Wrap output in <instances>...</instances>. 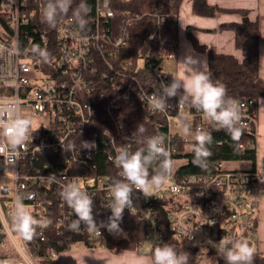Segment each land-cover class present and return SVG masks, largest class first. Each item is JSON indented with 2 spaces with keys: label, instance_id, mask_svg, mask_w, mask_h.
I'll list each match as a JSON object with an SVG mask.
<instances>
[{
  "label": "built area",
  "instance_id": "built-area-1",
  "mask_svg": "<svg viewBox=\"0 0 264 264\" xmlns=\"http://www.w3.org/2000/svg\"><path fill=\"white\" fill-rule=\"evenodd\" d=\"M79 1L73 0L71 13L49 27L41 14L45 0H0V45L19 48L18 55L0 58V112L7 116L11 106L19 105L22 115L36 120L32 128L37 129L32 141L16 151L2 147L6 140L0 135V213L5 218L0 219V264H57L66 245L81 241L93 248L113 237L106 229H101L102 236L83 226L79 232L69 231L76 216L59 193L67 181L77 182L94 198L97 223L107 221L103 215L111 211L103 205L119 176L113 158L123 148L144 146L143 137L127 132L121 114L122 102L131 97L159 130L154 135L164 137L173 161L168 182L150 197L134 191L135 209L124 210L147 230L136 252L150 255L167 236L176 250L194 251L190 264L215 262L222 237L245 239L256 253L264 252L256 231L264 174L253 168L232 170L221 160H209L202 174H181L185 162L177 157L180 142L195 141L179 132L181 121L190 124L194 134L209 132L213 125L191 105H177V98L169 101L173 106L167 111L150 108L151 96L175 76L163 62L176 57V44L162 27L178 21V12L161 10V5L139 10L121 6L129 0H84L82 6ZM74 9L82 10L83 29L73 21ZM139 23L143 33L136 29ZM34 45L50 53L48 61L32 52ZM158 48L163 59L157 64L151 59ZM147 70L151 80L146 82ZM236 101L242 106L243 129L254 133L236 148L254 149L256 155L257 100ZM84 141L96 148L84 149ZM17 197L37 219L51 220L31 241L10 230Z\"/></svg>",
  "mask_w": 264,
  "mask_h": 264
},
{
  "label": "clouds",
  "instance_id": "clouds-1",
  "mask_svg": "<svg viewBox=\"0 0 264 264\" xmlns=\"http://www.w3.org/2000/svg\"><path fill=\"white\" fill-rule=\"evenodd\" d=\"M73 0H45L41 8L42 18L49 27H55L58 18L66 16L72 8ZM73 21L83 29L86 21L81 9L72 10ZM32 52L48 61L50 53L34 45ZM19 54V48H7L0 45V58ZM178 63V74L172 76L170 83H162L160 93L150 98V108L164 112L173 105L169 103L178 98L177 105L189 103L197 111L203 113L216 130H224L233 141H239L243 135L241 123V105L235 99L227 96L226 86L212 79L207 60L193 52L187 53ZM185 135H192L191 125L181 121ZM37 129L32 128V120L21 114L19 105L8 109V115L0 112V135L6 147L16 151L33 138ZM137 132L142 136L146 132L143 125H138ZM195 143L191 145L194 155L193 164L206 168L207 159L212 155L209 145L212 135L208 131L197 130L194 134ZM143 147L131 151L123 148L113 158L119 176L113 179L110 195L103 205L111 211L107 221L97 223L94 217V198L77 182L67 181L59 193L61 199L75 213L68 230L79 232L83 226L90 233L102 236L101 229H106L115 236H126L120 227L124 210L132 211L133 193L141 192L145 197L152 196V192L161 188L167 182L173 171V161L170 151L164 144V137L152 135L143 137ZM83 148L92 151L96 148L94 142H83ZM155 168L150 171V169ZM259 198V195H257ZM10 230L25 241H31L37 235L38 228H47L51 224L49 219H37L29 211L27 205L19 197L16 198L13 211L10 214ZM0 219H5L0 213ZM6 222V220H5ZM225 264H254L256 249L245 239L222 237L218 249ZM190 254L177 251L168 243L154 245L151 257L138 256L133 264H189Z\"/></svg>",
  "mask_w": 264,
  "mask_h": 264
},
{
  "label": "trees",
  "instance_id": "trees-1",
  "mask_svg": "<svg viewBox=\"0 0 264 264\" xmlns=\"http://www.w3.org/2000/svg\"><path fill=\"white\" fill-rule=\"evenodd\" d=\"M130 3H121L122 7H133L139 10L143 6H155L156 8L161 5V10H167L170 8L179 11L182 0H129ZM132 3V4H131ZM79 4L82 6L85 4L84 0H80ZM134 4V5H133ZM192 11L196 15L212 17L217 12L236 13L241 16L240 22L220 24L215 32H221L223 30H230L234 33V45L237 50L242 54V59L238 60L233 55L220 54L213 47L200 45L195 38L189 33V39L194 49L198 52L205 53L207 56V63L210 68L212 79L218 81L226 86L227 96L235 100H241L243 98L260 99L264 98V81L260 78L259 73V47L258 43L261 37L259 25L257 21H252L248 17V12L244 10H219L214 6H210L207 0H193ZM71 13V11H70ZM68 13L67 15H69ZM162 32L165 35L170 36L176 44L177 54V39H178V24L176 22L168 21L162 27ZM138 32L143 33V23H139L136 26ZM138 39L134 41L133 45L136 46ZM160 48L153 51L151 62L160 63L163 59V54L159 51ZM164 52V47H161ZM150 71H146L147 79L144 81H150ZM178 99V98H177ZM190 105L189 103H186ZM122 116L124 123L127 127V132L135 133L139 137L152 136L157 134L159 130L154 126L152 121H147V112L144 107L131 97L128 101L122 102ZM256 109V108H255ZM138 125H143L146 132L143 136L136 131ZM212 135V143L209 145L212 155L207 159L209 160H221L225 163L234 161H248L254 169L256 155L254 149H246L243 152L237 150L236 145L238 143L246 142L249 138L254 136L253 132L243 129V135L239 141H233L232 138L224 130H216L214 127L209 131ZM216 141H223L221 146L215 145ZM195 141L189 143L180 142L178 158L183 159L184 166L180 168V173L184 175H198L204 173L202 167H197L193 164L194 155L191 150V145ZM111 213H105L104 219L107 220ZM120 227L124 230L126 236L122 239L115 240L112 236L105 238V244L111 251L128 250L135 251L139 243L146 238L147 230L145 225L138 221V219L130 213L124 211L123 218ZM170 245L171 242L166 237V242ZM71 245H66L65 250L69 249ZM181 251V250H177ZM185 251V250H182ZM190 259L194 256V251H188ZM152 254V253H151ZM150 254V256H151ZM215 264H225L221 255L214 256ZM190 264V263H189ZM254 264H264V252L255 253Z\"/></svg>",
  "mask_w": 264,
  "mask_h": 264
},
{
  "label": "crops",
  "instance_id": "crops-1",
  "mask_svg": "<svg viewBox=\"0 0 264 264\" xmlns=\"http://www.w3.org/2000/svg\"><path fill=\"white\" fill-rule=\"evenodd\" d=\"M193 0H182L178 11V39L177 54L173 60L163 62L165 69L178 74V61L187 53L193 52L205 58V53L194 49L189 39V33L200 45L213 47L220 54L235 56L242 59V54L235 48L234 33L230 30L215 32L220 24L240 22L241 16L236 13L217 12L212 17L196 15L192 11ZM210 6L219 10H244L248 12V17L252 21H257L261 33L258 43L259 47V73L264 81V0H207ZM256 125L257 136L256 161L254 169L264 174V98L257 100L256 104ZM249 169H252L250 165ZM259 247L264 250V197L261 198L256 224ZM72 246V245H71ZM70 246V247H71ZM62 251L57 260V264H133L138 256L151 257L150 255L138 254L135 251L120 250L111 251L105 249H91L84 251Z\"/></svg>",
  "mask_w": 264,
  "mask_h": 264
},
{
  "label": "rangeland",
  "instance_id": "rangeland-1",
  "mask_svg": "<svg viewBox=\"0 0 264 264\" xmlns=\"http://www.w3.org/2000/svg\"><path fill=\"white\" fill-rule=\"evenodd\" d=\"M173 60V59H171ZM48 69V68H46ZM32 121L36 122V120L32 119ZM33 122V123H34ZM183 136L189 138V139H193L194 138V133H192V135H185L183 133L182 130L179 131ZM226 167H228L229 169H232V170H244V169H249L250 167V162L248 161H234V162H228L225 164ZM124 236H115L113 235V238L115 240H119L121 238H123ZM107 246L105 243H102L100 246H97V247H88L86 244H84L83 242L81 241H78V242H75L71 247H70V250L71 251H84V250H91V249H105ZM205 264H215L214 261L212 260H206V263Z\"/></svg>",
  "mask_w": 264,
  "mask_h": 264
}]
</instances>
